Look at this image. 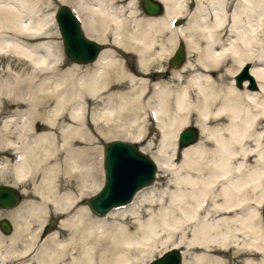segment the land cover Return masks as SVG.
<instances>
[{
    "label": "bare ground",
    "instance_id": "obj_1",
    "mask_svg": "<svg viewBox=\"0 0 264 264\" xmlns=\"http://www.w3.org/2000/svg\"><path fill=\"white\" fill-rule=\"evenodd\" d=\"M74 1L84 33L133 52L142 77L108 48L84 70L59 74L47 45L21 41L43 33L34 30L32 0H0V60L9 58L0 110L21 121L17 131L15 119L2 122L0 173L10 170L27 198L5 211L12 231L0 264H145L158 245L183 247L181 264H264V218L251 213L264 199V0H159L162 12L147 17L133 0ZM186 15L184 27L170 25ZM177 37L185 62L154 80ZM246 59L255 62V90L227 80ZM145 113L160 131L154 162L167 176L95 216L84 202L98 185L93 142L108 133L139 142ZM191 121L199 139L178 147L177 132ZM14 241L23 249L11 250Z\"/></svg>",
    "mask_w": 264,
    "mask_h": 264
},
{
    "label": "water",
    "instance_id": "obj_2",
    "mask_svg": "<svg viewBox=\"0 0 264 264\" xmlns=\"http://www.w3.org/2000/svg\"><path fill=\"white\" fill-rule=\"evenodd\" d=\"M140 5L147 14H160L162 3L159 0H140ZM53 19L60 35L61 48L73 62L87 63L93 61L103 48L97 40L86 36L81 24L72 9L66 4L58 5L53 11ZM176 19L174 23H179ZM184 59L182 42H178L167 63L178 67ZM252 64L244 61L234 74V83L241 86L246 79L249 89H256L257 82L249 73ZM198 130L194 125H187L177 133L179 146L196 140ZM103 180L100 188L85 199L89 208L100 215L111 207L128 202L134 192L149 184L156 170V163L142 152L134 141L111 138L102 146ZM19 192L10 185L0 184V207H11L18 202ZM0 228L9 231L6 220L0 221ZM146 264H181V252L175 246H169Z\"/></svg>",
    "mask_w": 264,
    "mask_h": 264
},
{
    "label": "rangeland",
    "instance_id": "obj_3",
    "mask_svg": "<svg viewBox=\"0 0 264 264\" xmlns=\"http://www.w3.org/2000/svg\"><path fill=\"white\" fill-rule=\"evenodd\" d=\"M134 1V4H135V9L137 12H139L142 16H149L146 12L143 11L141 5H140V0H133ZM191 1V0H190ZM33 2V14H32V23L35 22V25H34V30L37 31L38 33L40 32H43V33H40L38 34L39 35V39L38 40H34V41H26V39L23 37L21 38V41L23 44L27 45V44H30V43H34V42H37V43H43L45 45H47L49 48V50L54 53L56 56H59V61L62 62V65L60 66V71H59V74L64 72L65 69L71 67V66H74V65H79L80 69L84 70L87 65L91 64L89 62L87 63H76V62H73L71 61L65 54L64 52L62 51V48H61V41H60V35L57 31V28H56V24L54 22V19L52 17V13L54 11V9L60 5V4H66L70 7L71 4H73L75 1L74 0H32ZM71 2V4L69 3ZM125 4V3H123ZM124 13H127V11H124ZM154 16V15H153ZM162 16V15H161ZM27 18V16H26ZM174 18V19H173ZM171 18V22L170 25L172 27H184L185 24L187 23V15L186 16H176L177 19L180 20L179 23H176L174 24V20H175V17ZM173 19V20H172ZM26 20V19H25ZM26 21H23V24H25ZM168 32H164V37L165 36H168ZM110 38L109 36L106 38V40L103 41H98V42H101L102 45L105 47V48H108L110 50H112L113 52V57H116L118 58L119 60H121V63L123 64V66L127 67L128 70H130L131 72H133L136 76H139V77H142V72L139 71L138 69V64H137V57L136 55L133 53V52H130L129 50H124V49H121L115 45H113L112 43H110ZM177 41H175L172 49L170 50V52L168 53V55L166 56V59H163L161 60L160 62V69L162 70H165L166 73H160V76L155 78L154 80H159V79H169L170 78V74H172L171 72H173L174 70L180 68V67H171L168 65L167 63V60L168 58L171 56V54L173 53L174 49L176 48L178 42H182L183 44V50H184V59L186 60L187 58V55H188V52H187V48H186V45L184 43V40L177 37L176 39ZM37 50V53L38 54H45L46 53V56H45V60H51L53 59V57L51 55L48 54L47 50H44L42 47H39L36 49ZM2 61L0 62V67L4 68L6 66V63L4 62L3 59H9V58H4V57H1ZM42 57L39 56V60H41ZM183 59V60H184ZM184 60V62H185ZM252 59H246L245 61H249L251 64L255 63L253 60L251 61ZM15 61L17 62H24V60L22 59H15ZM3 65V66H2ZM239 68V66H238ZM237 68V69H238ZM16 69V67L14 68ZM13 69V70H14ZM237 69L236 71L234 72V74L237 72ZM234 74L232 75V77H229L227 80L228 81H231L232 84H234L236 87L239 88V86H237L235 83H234ZM46 77H50L49 74L46 75ZM44 76V78L47 80ZM42 79V78H41ZM153 79V78H152ZM40 81H36V84H38ZM20 114V113H19ZM19 114H17V116H10L11 115V112H8L7 110L5 109H2L0 110V127L2 126V122L7 120V118H12V119H15L13 120L12 122L9 123V126L11 129H15V131L19 130V126L21 125V121H20V116H18ZM143 116V115H142ZM142 118V117H141ZM139 121V120H138ZM139 125L136 127L135 131H134V135H138V134H141V140L139 142H136V145L140 148L142 147H145L146 144L150 143L151 146L150 148H146L144 149V153H146L150 158H152L154 160V152L160 147L161 145V134H160V131L155 123V121L150 117L148 116L146 113L144 114L143 116V119H140L139 121ZM187 125H194V122H188L187 124H185L184 126H187ZM184 126H182L181 128H183ZM195 126V125H194ZM196 127V126H195ZM179 128V130L181 129ZM197 128V127H196ZM198 130V128H197ZM114 135V136H113ZM106 134L105 136H102L100 135L99 137H97L95 139V141L93 142V146L94 148L96 149V152H95V157L96 158V163L98 165H96L98 168V175L96 177V181H97V186H96V189L94 191H92L91 193H89L85 199L89 196H91L92 194H94L97 189L99 188V186L101 185L102 183V179H103V169H102V146L104 144L105 141L111 139V138H120V139H123L121 138L119 135H116L115 134ZM197 138L199 139V132L197 134ZM196 138V139H197ZM126 140V139H124ZM86 145V143H85ZM178 146V144H177ZM179 147V146H178ZM2 153L0 152V161H1V158H2ZM179 156V154H178ZM10 157L9 155H7V158ZM173 159H174V163L175 164H179L180 162V157H177L176 158V155L173 156ZM155 161V160H154ZM156 173V174H155ZM155 175L152 179V181L149 183L151 185H153L154 183H159L161 184L162 181H163V177H159L160 173H163L165 174V176H167V171H161V170H158V168L156 167V170H155ZM169 175V174H168ZM99 178V179H98ZM163 178V179H161ZM13 180L16 182V180L14 179V177L12 176V172L8 169H6V171L4 170L3 172L0 173V182L2 183H13ZM153 182V183H152ZM150 186V185H149ZM14 187H16V189H18L20 191V200H19V204H21L23 201L27 200V198L25 197L26 195L22 193V188H21V185L19 186L16 183H14ZM98 187V188H97ZM148 187V186H147ZM24 188H26V186H24ZM262 202H260V205L258 206V210L256 209H251V213L252 214H261V216L264 218V199L261 200ZM85 204L88 206V204L86 203V201L84 200ZM17 203V204H18ZM16 204V205H17ZM253 207V206H251ZM89 208V206H88ZM255 208V207H253ZM90 209V208H89ZM90 211L95 215V216H98V217H101L103 216L101 214V216H99L98 214L94 213L91 209ZM10 224L11 221H10ZM56 224V220L55 219H52L50 220L49 222H45L43 224V226L45 227L46 230H49V225H51V227H53L54 225ZM24 235H26V233H23ZM0 243L3 241V245H2V249H6V246L8 244H10V242H8V240L6 241L5 239L3 240L2 237H6L7 236H4L5 234L0 230ZM26 240V239H24ZM15 243H12V248L11 250H17V251H20L23 249L24 245H25V241L21 242V241H14ZM178 249H180V251L182 252V249L183 247H178L176 246ZM168 248L167 246L163 247V246H157L155 247L150 253L151 255L148 257V260L153 258V257H156L160 252H162L164 249ZM10 250V251H11ZM184 255L182 254V257ZM183 259V258H182ZM185 260H190V256H186L185 257ZM148 261L145 262V264L147 263ZM16 261H13L12 258H9V262H6L5 264H15Z\"/></svg>",
    "mask_w": 264,
    "mask_h": 264
},
{
    "label": "flooded vegetation",
    "instance_id": "obj_4",
    "mask_svg": "<svg viewBox=\"0 0 264 264\" xmlns=\"http://www.w3.org/2000/svg\"><path fill=\"white\" fill-rule=\"evenodd\" d=\"M11 183V182H10ZM0 184H7V183H2V182H0ZM12 184V183H11ZM9 185V184H8ZM10 208L11 207H6V208H4V207H0V221H2V220H8V222L10 223V219L7 217V214H6V212L5 211H7V210H10ZM3 212V213H2ZM6 214V215H5ZM3 215V216H2ZM4 234H5V236H9L10 235V233L11 232H9V233H5V232H3Z\"/></svg>",
    "mask_w": 264,
    "mask_h": 264
}]
</instances>
